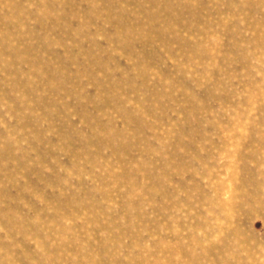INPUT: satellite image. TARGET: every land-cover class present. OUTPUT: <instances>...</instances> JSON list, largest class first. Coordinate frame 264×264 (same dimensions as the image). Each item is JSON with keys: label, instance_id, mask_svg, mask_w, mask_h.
I'll list each match as a JSON object with an SVG mask.
<instances>
[{"label": "rangeland", "instance_id": "374dc122", "mask_svg": "<svg viewBox=\"0 0 264 264\" xmlns=\"http://www.w3.org/2000/svg\"><path fill=\"white\" fill-rule=\"evenodd\" d=\"M0 264H264V0H0Z\"/></svg>", "mask_w": 264, "mask_h": 264}]
</instances>
